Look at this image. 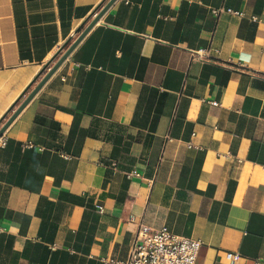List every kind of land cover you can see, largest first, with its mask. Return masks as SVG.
I'll list each match as a JSON object with an SVG mask.
<instances>
[{
    "label": "crops",
    "instance_id": "0c3cea01",
    "mask_svg": "<svg viewBox=\"0 0 264 264\" xmlns=\"http://www.w3.org/2000/svg\"><path fill=\"white\" fill-rule=\"evenodd\" d=\"M107 1L0 0V127ZM140 221L264 264V0H113L4 128L0 264H123Z\"/></svg>",
    "mask_w": 264,
    "mask_h": 264
},
{
    "label": "built area",
    "instance_id": "2783aa9c",
    "mask_svg": "<svg viewBox=\"0 0 264 264\" xmlns=\"http://www.w3.org/2000/svg\"><path fill=\"white\" fill-rule=\"evenodd\" d=\"M211 13L216 17L222 13L246 16L244 12L224 7L213 8ZM249 19L260 21L254 15H250ZM192 57L205 60L209 55L208 51L199 50ZM98 210L101 208L98 207ZM199 243L198 239L175 234L166 226L150 227L140 221L123 264H194Z\"/></svg>",
    "mask_w": 264,
    "mask_h": 264
},
{
    "label": "water",
    "instance_id": "95a60500",
    "mask_svg": "<svg viewBox=\"0 0 264 264\" xmlns=\"http://www.w3.org/2000/svg\"><path fill=\"white\" fill-rule=\"evenodd\" d=\"M113 2V0H108L102 7L98 15L90 22L86 27L80 32L77 38L68 46V48L62 53V55L57 59V61L52 65V67L45 73V75L40 79L37 85L32 89V91L27 95V97L22 101L19 107L12 113L9 119L0 127V136L4 128L13 119V117L19 112V110L28 102V100L34 95L37 89L45 82V80L54 72V70L61 64V62L67 57L73 47L78 43V41L84 36V34L89 30V28L94 24L97 18L107 9V7Z\"/></svg>",
    "mask_w": 264,
    "mask_h": 264
}]
</instances>
